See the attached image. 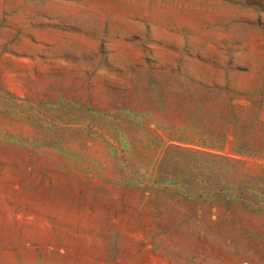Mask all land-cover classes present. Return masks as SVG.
<instances>
[{
  "label": "rangeland",
  "instance_id": "obj_1",
  "mask_svg": "<svg viewBox=\"0 0 264 264\" xmlns=\"http://www.w3.org/2000/svg\"><path fill=\"white\" fill-rule=\"evenodd\" d=\"M0 264H264V0H0Z\"/></svg>",
  "mask_w": 264,
  "mask_h": 264
}]
</instances>
